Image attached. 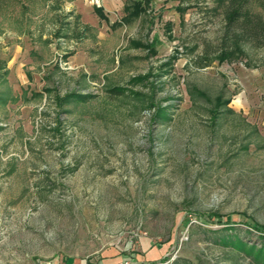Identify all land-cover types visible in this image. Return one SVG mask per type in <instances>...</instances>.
Masks as SVG:
<instances>
[{"label": "rangeland", "instance_id": "obj_1", "mask_svg": "<svg viewBox=\"0 0 264 264\" xmlns=\"http://www.w3.org/2000/svg\"><path fill=\"white\" fill-rule=\"evenodd\" d=\"M244 1L226 32L217 0L129 25L0 0V264H254L225 242H264V10Z\"/></svg>", "mask_w": 264, "mask_h": 264}, {"label": "trees", "instance_id": "obj_2", "mask_svg": "<svg viewBox=\"0 0 264 264\" xmlns=\"http://www.w3.org/2000/svg\"><path fill=\"white\" fill-rule=\"evenodd\" d=\"M174 1L178 2V4L174 7V9L176 12L180 13V16H181L186 10V8L182 7L181 4H183L184 2L188 0H174ZM217 2L220 6L223 5L225 7L224 18L226 20V32H229L231 27L235 26L236 24H239V22H241L244 18H250L251 16L249 12L245 9L244 0H217ZM148 4H149V0H143V1H135L131 3L130 6H125L124 7L125 15L124 17H122V23L129 24L133 19L145 13L146 8L148 7ZM262 7L264 10V0L262 3ZM93 11L99 19L106 20V17L103 14V10L100 7L94 6ZM114 24H117V23H114ZM256 26H259V29H263V33H264V27L260 26V24L258 23H256ZM238 41H239L238 39L233 40V42L230 45L231 46L230 48H224L223 50L220 51V53L216 56V58L218 59V62H224L225 60L230 59L232 56H234V52H237V51L239 52V50L237 49ZM133 46L136 48L146 49L147 51H151L152 55H156V52L154 51V47L153 46L151 47V45H146L141 42H135L133 43ZM175 59L176 57L173 56L169 58L167 62L164 63L163 65L164 66L170 65V62L174 61ZM117 89H120V88L115 87L111 90V92L114 93L116 92ZM76 98H81V96L76 94ZM219 223H221V221H219ZM232 226H229V227L233 228ZM248 227L252 231L258 233L259 236L264 237V226L258 225V224H252L250 226L248 225ZM263 241H264V238H263ZM225 242L234 245L235 247H237L238 249L242 251L244 250L246 253V256H249V258L252 259L254 264H264V259H262V255L264 256V242L261 244V247L257 249V251L254 245H249L248 243H245V241L239 240L236 236L227 237ZM254 252L255 254L253 255ZM181 263L182 264H192L183 259L173 261L172 264H181Z\"/></svg>", "mask_w": 264, "mask_h": 264}, {"label": "crops", "instance_id": "obj_3", "mask_svg": "<svg viewBox=\"0 0 264 264\" xmlns=\"http://www.w3.org/2000/svg\"><path fill=\"white\" fill-rule=\"evenodd\" d=\"M72 1V0H71ZM70 1V3H71ZM135 1H143V0H96L97 2V5H95L96 7H100L102 10H103V14L105 15L106 19L110 17V14L114 11H117V12H120L121 14H123V17L125 15V12H124V7L125 6H130L131 3L135 2ZM174 1V0H172ZM151 3V0H149V4L148 6L150 5ZM71 4H73L75 6V11L74 13L76 14V0H74ZM94 7V6H93ZM148 8V7H147ZM146 8V10H147ZM92 11H93V8H92ZM94 12V11H93ZM87 15L89 14V18H92L90 16V13H89V10L88 8H84V12H82V16H84V14ZM95 14V13H94ZM144 14V13H143ZM142 15V14H141ZM141 15L135 19H133L131 22L135 21L136 19H139L141 17ZM96 16V14H95ZM85 17V16H84ZM101 20V19H100ZM119 23L118 24H122V25H129V24H124L122 23V17H121V20L118 21ZM116 23V22H115ZM114 24V23H113ZM154 40V39H153ZM152 40V41H153ZM156 40V39H155ZM151 41L150 44H153ZM154 42V41H153ZM146 50V49H145Z\"/></svg>", "mask_w": 264, "mask_h": 264}]
</instances>
